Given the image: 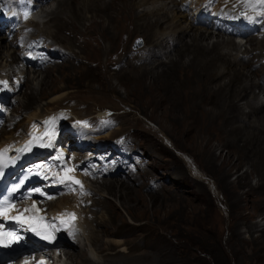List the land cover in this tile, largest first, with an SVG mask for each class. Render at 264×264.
<instances>
[{"label":"rangeland","instance_id":"obj_1","mask_svg":"<svg viewBox=\"0 0 264 264\" xmlns=\"http://www.w3.org/2000/svg\"><path fill=\"white\" fill-rule=\"evenodd\" d=\"M134 1L56 0V5L51 4L54 9L57 2L62 3L61 18L66 13L74 16L57 28L54 36H48L52 43L63 46L64 53L69 52L63 54V60L48 63L40 84L34 86L38 95L34 107L45 101L41 93L48 95L50 89L63 88L72 96L62 104L73 106L81 114L97 115L96 106L113 108L110 111L114 115H123L118 118V128L122 126L120 134L127 133L131 144L127 149H134L147 161L141 174L135 176L137 180L121 181L118 177H124L115 172L99 181L109 185L114 177L126 184L120 188L124 192L120 197L115 188H107L108 203L99 212L120 215L112 218L113 232L97 240L101 249L104 238L121 240L120 245L108 246L104 264H264V114L260 111L248 121L250 115L244 106L247 98L258 94L253 101L256 103L263 93L245 86L241 88L245 94L239 97L243 77L238 78L237 70L247 67L231 62L225 54L227 48L214 47L207 51L206 59L197 60L193 48L186 46L171 49L169 54L174 40L156 45L148 29L157 21L144 28V20L134 14L141 11ZM45 18L41 13L33 23L42 26ZM0 36L4 37L0 48L6 44L13 50L2 29ZM140 37L139 48L143 49L139 53L157 54L163 63L153 67L140 56L131 58L139 50L131 46ZM239 43L248 46L249 40ZM261 52L259 46L241 57L257 54L252 58L256 71L252 80L263 84ZM168 54L181 60L189 58L193 64L170 63ZM217 56L226 58L220 62ZM18 63L15 58L6 68L16 70ZM24 69V81L17 92L20 102L14 106L17 113L21 112L16 119L25 113L22 99L30 92L27 77L32 69ZM155 70H163L164 76H157ZM123 103L131 106L120 108ZM115 104L120 109L115 110ZM62 121L67 127L71 122L66 117ZM111 137L100 157L111 159L124 173V164L114 162ZM82 144L94 147L91 142ZM84 155L87 161L92 160ZM151 177L160 185L156 190L147 187ZM88 216L96 224L94 214ZM77 249L76 244L66 242L48 252L53 255L66 250L77 258Z\"/></svg>","mask_w":264,"mask_h":264},{"label":"bare ground","instance_id":"obj_2","mask_svg":"<svg viewBox=\"0 0 264 264\" xmlns=\"http://www.w3.org/2000/svg\"><path fill=\"white\" fill-rule=\"evenodd\" d=\"M53 3H55L56 5V0H53L52 3L48 4V6L47 5L42 6L41 13H44V16L46 17L45 20H43L42 22V26L38 25L39 23L35 25V22L33 23L32 21L33 19L27 21V24L36 26V29L34 28V31L32 32L31 35L43 34V35H46L47 37L51 35L54 36L55 35L54 32L55 30H57V28H61L63 24H66L64 22L69 20V18L74 17L70 13H66L65 14L66 16H62L61 18L59 14L62 13V9H63L62 3L57 2V6L54 9L50 8L51 4ZM134 3L136 4V7L141 9V11H134V14L139 19L144 20L143 23L141 24L144 28H148V26H151L149 25V22H152L153 20L157 21L155 22V24H153V26H151L148 29V36L151 39L154 38L156 45L162 46L163 43L169 42V40H174L175 42L173 44V47L171 48L173 49V51L180 50L183 46H186L188 49L193 48L192 54L194 57L197 58V60L199 59L203 60V58L206 59V56L208 53L207 51L211 52V50H213L214 47L220 46V48H227L228 53L225 52V54L228 55V58L230 57L231 62L239 63L241 66L247 67V68L241 67L237 70L238 78L243 77V80L241 81L242 87H239L240 88L239 97L245 94V91L243 92V89H241V88H244L245 86L250 87L251 91H255V88H259V91L262 92L263 93L262 95L264 96V88H263L264 83L262 84L257 79L252 80V75L255 74L256 72L255 69L252 68V64L254 62L252 58L257 56V54H253L247 58L241 57V54L251 53L252 49L262 46L263 52L259 54V59L263 58L264 57V38H254V37L249 38L248 39L249 45L242 47V43L237 42L233 37H230L228 35H222V34H219L218 32H213L209 30L208 28H205L199 25H194L191 22V20L187 18L186 13L179 10L177 2L175 0H135ZM76 13L81 14L77 11ZM115 29H118V28L116 27ZM4 35L6 36L5 33ZM3 38L4 37L0 36V45H2L1 40ZM228 39H231V40H228ZM6 40L7 42H9V44H13L10 39L6 38ZM141 40L143 39L141 38ZM10 46L13 50H11L10 47H6V44L3 45L2 48H0V57L2 58V60L0 61V72L1 71L12 72L13 74L19 76L20 78L24 77L25 75L24 68H26L27 65L23 67L20 65V62H19L18 65H20V67L16 70L6 68L8 66L13 65V63L15 62V58H18L19 60L15 47L12 45ZM131 48L135 49V47L133 46ZM141 49L143 48H139V50L136 53L131 54V58H139L140 56L142 58L141 61L148 60L152 63L153 67H157L156 65L163 63V59L159 58L157 54H151L147 56L145 54L143 55V53H139ZM171 49H170L169 54L171 53ZM66 52H69V50L65 51V53L62 51V54H65L67 56ZM169 54L166 56L168 57L170 56L169 57L170 63L173 62L172 60H176L178 62L179 61L183 62V65L185 66L193 64L189 58L187 60H181L180 58L178 59L177 57L171 56ZM225 58H226L225 56L223 57L217 56V59L220 62ZM130 62H132V60H130ZM225 62L227 63V61ZM119 63L120 61L116 64H119ZM47 65L48 64L36 65L34 69L31 68L32 71L29 72L30 74L27 77V80H29V83H30L29 85L30 92L29 94H26L24 96V99H22L23 103L21 104L22 106L24 105L23 107H24L25 113L22 114L21 118L15 121V126L13 129L6 130L5 128H2L0 130V144L13 141V140L14 141L21 140L23 137H25L27 130L34 125L44 126L51 130H55L59 132L64 131V130H74L78 138L80 139L79 143H89L90 142L89 139L91 138L90 137L88 138L86 129L82 127L81 123L80 124L77 123L76 125V122L78 121L79 122H92L94 118L93 117L84 118L83 116H85L86 114H81L79 110H75L74 107L69 104H62V101H64V99L72 96L70 93H68L63 88L59 90L50 89L48 95H46L45 93H41L42 98H44L45 101L38 104L35 107L32 105L33 102L38 100V95H36L37 92L35 93L37 89H34V86L40 84L41 75H42L41 72L47 67ZM222 65L224 66V68H227L226 67L227 65H224V64ZM117 66H120V65H117ZM259 66L262 68L261 71H263L264 62H260ZM154 74H156L157 76L161 74L163 75V70L162 71L155 70ZM19 90L20 88L17 90L18 93H19ZM17 92L15 96L19 97ZM257 98H258V94H255L254 98H251V99L247 98V102L244 104V106L247 107L246 108L248 111L247 115L248 114L250 115L247 118V115L244 114V116L247 118L248 121H252L253 117H255L260 111L262 112V114H264V97L258 99L256 103L253 102ZM19 102L20 101H18V104ZM123 104L124 105H120L121 107L120 106L118 107L123 108V107L131 106V104H127V103H123ZM15 107H13V110L16 111L17 108ZM115 107H116L114 108L115 110L120 109V108H117L116 104H115ZM95 108L97 109H95L94 112L98 111L100 112V114L110 113V110L113 109V108H108V106H96ZM58 109H61L67 114L71 113L73 116L78 118L76 122L74 121L70 122L71 125L70 126L68 125L70 129L65 124H60L63 122L62 120L65 117V115L59 114ZM56 111L58 114L53 115ZM76 111H79L80 113ZM20 113H17L16 111V115H20ZM115 116L116 118H119V116H123V115L118 114ZM12 118H15V116ZM45 121H47V123H45ZM120 123L121 122L119 121V123L112 130L108 129L105 132L103 131L106 130V126H102L99 128H91L88 133L98 134L96 137H97V141L98 142L100 141L99 143L100 145L98 147H95V143H93L94 145L92 149L93 152L88 153V154L83 153V155L86 154V156H89L90 158H92V160L93 158L97 159L96 154L100 155V151L104 149L106 141L111 137V135H113L114 133L120 134L122 132V126L118 128ZM101 130L103 133L101 132ZM110 141L112 143V139H110ZM121 143H123L124 145L129 144L126 140H122ZM137 155L140 157V159L136 157ZM106 156L108 155L106 154ZM113 156L114 158L117 157L119 159L118 161L124 164V173L122 175L124 179L122 180L119 177L118 179H120L121 181H125V182L128 179L130 180L134 178L137 174L139 176L142 170L144 169L143 167L146 165V162H147L144 158H142V154H137L134 149H132L127 155L115 156L113 153ZM85 160H88V158H85ZM107 163H112L111 159L108 160ZM75 175L80 177V174L77 172H75ZM126 178L128 179L126 180ZM118 179L114 177H113V180L110 179L109 185L111 186H109L105 184L102 185L99 181H97L96 183L92 182L91 179L88 176H86L85 180H87L89 184L86 183L85 180L83 181L85 184L90 185V188L86 190L83 194H80V197H78L77 190L73 187L72 191L74 192L75 198L71 194H64L46 203L48 207L54 206V208L56 209H59L61 207H66V206L67 207H75V206L78 207L79 199L85 204L84 207L80 208V211L84 213V216L81 217L80 219L81 220V226L79 227L80 233L77 236V239L74 242H72L78 246V249H77L78 257L74 258L73 256H71L72 253L65 252L66 250L62 253H57L55 252L56 250H54L56 254L50 255V257L52 258L56 257L55 260L58 262V264H104L106 260L108 259L107 257V254L109 253L108 246L109 245L114 246V245L121 244V240L119 239L104 238L103 246L101 249L98 246L99 243L97 242V240L101 239L102 235L113 232V230H111L113 226L115 225V224L113 225V221L120 217L118 213L115 215L116 217L115 216L111 217L113 215V214L111 215V213H110L111 216L108 213H105V214H103V212L99 213L102 208L105 209L104 203L106 204L108 203V201H106L107 197L105 195V193L108 192L107 188L108 189L115 188L117 191L116 192L117 197H120L121 195L124 194V192L122 194L120 188L126 187L125 186L126 184L122 183ZM135 180H137V177H135ZM147 184H148L147 187L152 190H156V188L160 186V185L158 186L157 180L154 177H151L149 181H147ZM106 186H109V187H106ZM95 195H97V197H95ZM31 205H35L34 200H31ZM40 208L42 209V206ZM103 209L101 211H104ZM87 214H91V215L94 214V217H96L95 219L96 224H93V221H94L93 218H89L90 216H88ZM112 218H114V220ZM62 243H66V241H63ZM120 249L122 250V248ZM110 252H113V251H110ZM73 260H76V262L73 263L74 262Z\"/></svg>","mask_w":264,"mask_h":264},{"label":"snow or ice","instance_id":"obj_3","mask_svg":"<svg viewBox=\"0 0 264 264\" xmlns=\"http://www.w3.org/2000/svg\"><path fill=\"white\" fill-rule=\"evenodd\" d=\"M261 5H264V0H259ZM28 12L24 13V18L27 19L28 18ZM249 19H252V17H249ZM7 82H0V84H6ZM45 123H47V121H45ZM78 124L80 123H86V122H77ZM41 147H47V146H51L50 144L45 145V144H41ZM16 163V158L15 156L10 157L9 160L7 162L3 161L2 159H0V170H2L5 167L14 165ZM88 174V173H85ZM27 179V177H25L24 179H21L20 181H18L16 184H14L11 189L7 190L10 191L11 193H16L25 183V180ZM45 179H47V177H45ZM71 181L72 178H69L68 181H60L61 184H65L67 183L69 187H71ZM75 184H78L81 189L83 188V184L81 181L76 180ZM35 192L39 193L40 189H35ZM28 196H31V193H28ZM14 198V197H12ZM51 198V197H50ZM10 197H4V196H0V216H6V209L9 206V202H10ZM7 219L10 220H15L16 217H6ZM55 219V218H53ZM23 226V223L21 222V227ZM14 228V226H13ZM34 231V229H33ZM18 230H12V231H7V232H0V244H3L4 247H10L14 244H16L18 241L22 240L23 237L17 234ZM5 241H7L5 243ZM41 264H43V262H41Z\"/></svg>","mask_w":264,"mask_h":264},{"label":"water","instance_id":"obj_4","mask_svg":"<svg viewBox=\"0 0 264 264\" xmlns=\"http://www.w3.org/2000/svg\"><path fill=\"white\" fill-rule=\"evenodd\" d=\"M137 41H139V44H137ZM137 41L135 42V44H133V47H135V48L137 46L141 45V42H142L141 38H137Z\"/></svg>","mask_w":264,"mask_h":264}]
</instances>
